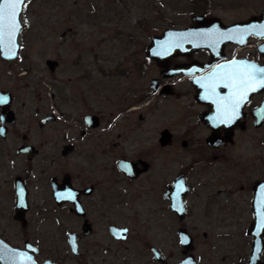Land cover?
Wrapping results in <instances>:
<instances>
[{
	"label": "flooded vegetation",
	"instance_id": "flooded-vegetation-1",
	"mask_svg": "<svg viewBox=\"0 0 264 264\" xmlns=\"http://www.w3.org/2000/svg\"><path fill=\"white\" fill-rule=\"evenodd\" d=\"M195 5L196 11L189 16L191 23L177 29L196 25L193 17L197 15L216 18L210 12L213 3ZM263 11L264 7L244 20L225 22L217 19L223 25H231L258 17ZM209 47L172 56L163 67L146 56L149 63L158 67L157 74L149 80L148 89L140 93L132 86L127 88H130L128 91L121 88L116 98L117 109L106 116L91 111L81 114V125L72 127L69 141L55 147L52 156L44 158L55 164L47 179L37 175L40 167H34L44 153L24 135L27 143L23 145H32L38 151L32 160L26 153H17L30 165L23 174L16 176L22 178L28 192L26 220L32 210L29 202L31 184L45 181L43 186L41 184V196L57 209L56 214L65 213L79 223L76 231L67 233L73 257L79 259L84 255L82 248L87 249L85 240H92L100 232L102 239L109 241L119 253L117 246L128 241L132 231L128 225H118L117 216L123 207H134L140 202L149 204L154 218L169 219L162 222L167 232L171 231L173 215L179 223L177 234L180 229L185 230L193 244L192 229L205 228L203 236L231 231L234 219L246 212L245 200L253 218L254 189L257 183L264 181V88L247 93L238 110L239 115L231 123H220L219 118L220 101L237 91L233 83L239 85L242 75L250 71V65L264 67V26L257 34L245 38L239 36L235 42L222 43L216 37ZM135 67L139 68L138 65ZM177 69L181 72L174 74ZM229 75L235 76V80H229ZM211 85H216L215 92ZM239 91L246 89L241 87ZM104 100L108 101L106 95ZM145 106H150L148 111L156 122L155 128L138 129L139 123L134 116ZM49 114L56 116L50 122L57 121L56 113ZM89 115L97 116V126H89L86 121ZM158 117L161 121H155ZM137 120H141L140 127L144 125L145 117L141 113L137 114ZM97 130L101 131L100 142L93 146L87 138ZM210 137L215 138L214 142H208ZM252 147L253 154L259 153L257 159L262 173L253 180L248 163ZM69 193L73 199L60 198ZM173 200L181 201V218L172 208ZM100 217L104 219L103 229L97 220ZM196 217L204 220L202 224L193 220ZM28 224L27 220L24 227ZM113 227L125 229V235L117 237L118 234L111 230ZM71 235L74 236L75 251L70 243ZM98 242L96 239L95 245L98 246ZM100 249L107 255L106 246ZM152 249L159 251L167 264H171L153 245L149 251L154 264L162 263L154 260ZM261 264H264V251Z\"/></svg>",
	"mask_w": 264,
	"mask_h": 264
},
{
	"label": "rangeland",
	"instance_id": "rangeland-1",
	"mask_svg": "<svg viewBox=\"0 0 264 264\" xmlns=\"http://www.w3.org/2000/svg\"><path fill=\"white\" fill-rule=\"evenodd\" d=\"M197 3H213L211 15L225 22L247 19L264 7V0H28L21 16L22 22L27 23H23L19 37V59L7 63L0 53V90L13 93L12 108L17 115V123L8 125L7 137H0L2 239L21 249L25 248V241L36 245L40 249L36 255L39 264L49 258L62 264H154L149 251L153 245L171 264L180 261L178 220L171 216V231L167 232L162 222L169 219L154 218L149 204L143 202L123 207L117 216V224L128 225L132 231L130 239L117 246L119 253L109 241L102 239L100 232L92 240H85L87 249L82 248L83 257L76 259L67 233L76 231L79 223L65 213L56 214L57 209L40 194L44 181L31 184L32 210L27 214L29 224L24 227L14 218V181L30 167L26 159L17 155V149L27 143L24 135L44 153L34 167H40L37 175L47 179L55 164L44 158L52 156L55 147L69 141L72 127L81 125V114L91 111L106 116L117 109L116 98L121 88L125 91L132 86L140 93L148 89L150 78L158 72V67L146 60L150 37L160 35L167 28L190 24L189 16L196 11ZM49 59L59 63L53 72L46 64ZM150 106L136 112L145 117L140 127L141 120L135 114L138 129L155 128L156 122L148 111ZM49 113H56L57 121L41 127L40 119ZM155 119L161 121L159 117ZM100 130L87 138L91 145L98 146ZM253 149L248 160L252 180L262 174L259 153L253 154ZM246 203L245 200L246 212L234 219L229 232L203 236L205 228L192 229L193 254L199 264H247L251 241L246 229L252 216ZM97 220L103 229L104 219ZM193 220L199 224L204 221L199 217ZM104 246L109 250L107 255L100 249Z\"/></svg>",
	"mask_w": 264,
	"mask_h": 264
},
{
	"label": "water",
	"instance_id": "water-1",
	"mask_svg": "<svg viewBox=\"0 0 264 264\" xmlns=\"http://www.w3.org/2000/svg\"><path fill=\"white\" fill-rule=\"evenodd\" d=\"M0 2V7H2ZM21 16L24 10V6H21ZM21 19V17L19 18ZM196 21V25L185 29L167 28L160 35H153L149 39V45L146 48V56L157 62L160 67H163L166 61L175 55L182 54V52H192L199 47H207L218 37V40L222 43L235 42L238 37L249 36L250 34H257L264 26V11L258 17H252L251 19L238 22L231 25H223L217 18H206L203 15H197L193 17ZM22 22V19H21ZM23 30V23L21 31L18 32L10 45L0 46L1 57L7 63H13L19 59L20 56V43L19 37ZM259 34V33H258ZM11 49V51L9 50ZM15 52V55L12 52ZM50 71H55L58 66V62L52 59L46 61ZM181 72L180 69L173 71V73ZM0 99H6V103L0 104V137L6 138L8 135V125H15L17 123L16 113L12 106L14 103V95L7 90H0ZM55 114H49L46 117L40 119L39 125L43 127L48 122L55 120ZM86 121L89 126H97V116L89 115L86 117ZM215 138L210 137L208 142H214ZM37 149L32 145H22L17 149L18 154L26 153L28 158H32L37 154ZM15 196H16V211L14 218L26 225V212L28 211V192L24 181L21 177H17L15 181ZM57 198V197H56ZM61 202V201H59ZM63 202V201H62ZM172 208L179 216L182 217V206L180 200L172 201ZM253 218L249 225L246 234L251 237V247L248 255L247 264H261V256L264 251V181L257 183L254 189V198L252 200ZM113 232L120 237L125 235V229L119 230L117 228H111ZM178 238L181 247L183 248V257L177 264H199L194 255V244L192 237L183 229L178 231ZM70 243L75 251L73 235L70 236ZM186 238V242L184 241ZM154 260L167 264L162 257L161 253L155 249H152ZM40 253V250L32 243L26 242L25 248H16L7 243L0 237V264H39L36 260V255ZM42 264H60L53 259H46Z\"/></svg>",
	"mask_w": 264,
	"mask_h": 264
},
{
	"label": "snow or ice",
	"instance_id": "snow-or-ice-1",
	"mask_svg": "<svg viewBox=\"0 0 264 264\" xmlns=\"http://www.w3.org/2000/svg\"><path fill=\"white\" fill-rule=\"evenodd\" d=\"M2 7H0V46H8L11 44L14 36L21 31V6L27 4L28 0H0ZM11 51V49H9ZM15 55V52H12ZM250 71L244 73L240 78L239 85L233 83V87L237 89L229 98L223 99L221 103L220 123H231L239 115V108L242 102L246 100L248 92L257 91L258 88H264V67H257L255 64L249 66ZM240 75V74H237ZM235 76L229 75L228 79L234 81ZM225 87L228 85L225 84ZM216 85H211V89L215 92ZM243 87L246 91H239ZM6 103V99H0V104ZM3 117H0L2 120ZM61 199H73L71 193L67 196H61ZM126 231V230H125ZM186 242V238L184 241ZM0 258H3L0 256Z\"/></svg>",
	"mask_w": 264,
	"mask_h": 264
}]
</instances>
